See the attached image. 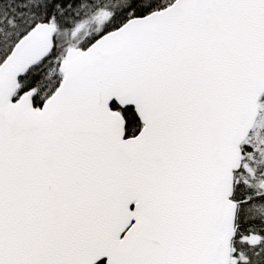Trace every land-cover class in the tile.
I'll list each match as a JSON object with an SVG mask.
<instances>
[{
	"label": "snow or ice",
	"instance_id": "obj_1",
	"mask_svg": "<svg viewBox=\"0 0 264 264\" xmlns=\"http://www.w3.org/2000/svg\"><path fill=\"white\" fill-rule=\"evenodd\" d=\"M0 264H264V0H0Z\"/></svg>",
	"mask_w": 264,
	"mask_h": 264
}]
</instances>
